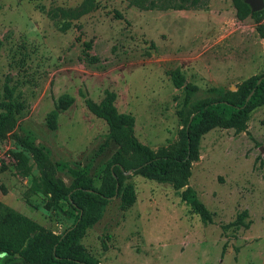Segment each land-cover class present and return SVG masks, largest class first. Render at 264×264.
<instances>
[{
	"label": "rangeland",
	"instance_id": "rangeland-1",
	"mask_svg": "<svg viewBox=\"0 0 264 264\" xmlns=\"http://www.w3.org/2000/svg\"><path fill=\"white\" fill-rule=\"evenodd\" d=\"M82 1L0 0V100L8 85L24 105L14 134L42 148L48 170L66 185L70 170L80 169L98 188L109 163L130 162L122 185L133 189L135 202L122 209L121 191L105 204L95 203L79 244L100 264H120L128 256L137 264H205L208 257L209 264H264V91L262 102L237 126L221 124L202 135L185 171L165 179L129 170L135 156L109 139L106 123L85 105L113 92L118 112L134 117L141 144L156 154L177 150L198 102H237L264 75L258 33L264 30V9L257 22L239 19L233 0H203L202 6L181 10L98 0L94 12L60 31L61 18L48 13ZM176 69L195 93L173 86L170 72ZM63 94L74 102L50 131L45 117ZM0 142L22 152L12 137ZM24 153L31 176L39 177L30 153ZM29 187L30 178L15 166L0 168V192H9L4 198L12 210L44 233L59 235L72 220L47 208L42 194L27 195ZM186 190L206 207L209 221L183 200ZM240 216L243 225H234Z\"/></svg>",
	"mask_w": 264,
	"mask_h": 264
},
{
	"label": "trees",
	"instance_id": "trees-1",
	"mask_svg": "<svg viewBox=\"0 0 264 264\" xmlns=\"http://www.w3.org/2000/svg\"><path fill=\"white\" fill-rule=\"evenodd\" d=\"M98 0H83L77 7L52 9L51 18H61L60 31H67L73 21L80 19L97 8ZM141 10H181L202 6L203 0H128ZM239 19L247 16L261 20V12H251L245 0H233ZM258 33L264 40V30L258 28ZM170 79L176 89H182L186 94L196 92V88L185 84V78L176 69L170 72ZM259 82V83H258ZM264 75L245 89L239 101L218 100L198 102L195 105L193 116L186 123L180 147L169 153L156 154L146 145L141 144L134 136L135 119L131 114L119 113L115 107L116 94L110 91L99 103L86 100L87 109L98 119L103 120L108 127V137L119 146L122 151L131 153L137 159L136 165H129V170L146 179H165L173 173H182L189 161L195 157V149L200 138L212 128L225 124L237 126L247 114L263 100ZM74 98L63 94L57 98L53 109L45 117L46 127L50 131L58 128L60 113L68 110ZM24 109L22 102L14 98V88L4 85L3 96L0 100V141L12 137L17 141L22 152H12L13 165L20 176L30 178L28 194H42L47 199V208L59 211L71 224L59 235L46 234L42 227L25 215L0 204V264H7L14 259L27 264H100L86 252L79 244L88 226L87 211L95 203L105 204L110 198L118 197L122 191V209H128L135 202L133 189L130 186L123 188V171L127 160L115 159L108 164L100 186L93 185L85 170L71 169L72 181L69 185L55 176L54 170H48L47 153L39 147L22 140L14 134L18 118ZM28 152L39 171V177L31 176V168L27 166ZM8 165V164H7ZM4 165V166H7ZM118 186V187H117ZM183 200L205 222L210 220L206 207L186 190ZM29 199V196H26ZM26 199V200H27ZM29 201V200H28ZM27 202V201H26ZM240 216L234 225H243Z\"/></svg>",
	"mask_w": 264,
	"mask_h": 264
},
{
	"label": "crops",
	"instance_id": "crops-1",
	"mask_svg": "<svg viewBox=\"0 0 264 264\" xmlns=\"http://www.w3.org/2000/svg\"><path fill=\"white\" fill-rule=\"evenodd\" d=\"M5 196H10L9 192L6 195L3 192H0V203L5 204L10 209H15L14 206L9 204V201L6 198H4ZM209 260H210V257H208V259H206V260L204 259V262L206 261L205 264H209L208 263ZM125 261H124V258H123V259H119L117 261V263L118 262H120V264H137L138 263V260H137V258L135 256L134 257L128 256V257L125 258ZM213 263H214L213 261L210 262V264H213Z\"/></svg>",
	"mask_w": 264,
	"mask_h": 264
},
{
	"label": "built area",
	"instance_id": "built-area-1",
	"mask_svg": "<svg viewBox=\"0 0 264 264\" xmlns=\"http://www.w3.org/2000/svg\"><path fill=\"white\" fill-rule=\"evenodd\" d=\"M13 161L12 149L0 142V168L4 165H9Z\"/></svg>",
	"mask_w": 264,
	"mask_h": 264
},
{
	"label": "water",
	"instance_id": "water-1",
	"mask_svg": "<svg viewBox=\"0 0 264 264\" xmlns=\"http://www.w3.org/2000/svg\"><path fill=\"white\" fill-rule=\"evenodd\" d=\"M245 3L249 5L251 12L253 13L261 12L264 9V0H245ZM112 198H116V195Z\"/></svg>",
	"mask_w": 264,
	"mask_h": 264
}]
</instances>
